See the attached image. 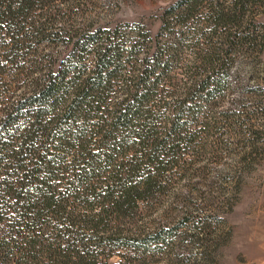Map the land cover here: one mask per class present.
<instances>
[{"label":"trees","instance_id":"trees-1","mask_svg":"<svg viewBox=\"0 0 264 264\" xmlns=\"http://www.w3.org/2000/svg\"><path fill=\"white\" fill-rule=\"evenodd\" d=\"M56 1L62 0H0L1 62L13 64L24 58L28 38L43 44L56 41L60 33L49 27L54 17L49 7ZM200 2L181 0L168 15L185 13L177 23L185 26ZM246 2L233 0L232 8H225L228 12L218 4L212 15L216 28L210 35L217 34L218 26L242 20L237 13L243 14ZM42 12L43 22L30 18ZM100 32L69 35L62 63L43 69L42 62H36L40 77L13 101L0 87V264H97L96 248L98 255L103 254L101 248L107 249L108 259L117 251L159 243L160 231L143 235L133 224L134 214L160 192L159 178L180 167L183 154L197 140L193 128L199 124L198 116L223 94L227 59L235 50L227 39L251 45L257 38L239 31L221 37L225 42L207 47L197 66L184 67L171 102H164L160 84L177 66L180 45L164 48L156 42L135 67L131 59L145 49L146 40L118 42L110 30L99 36ZM260 51L264 53V42ZM122 71L125 76H120ZM118 83L123 98L113 103L109 98ZM158 106L159 117L153 119L151 108ZM86 114L97 118L101 127L96 154L83 146L81 122ZM67 157L75 168L60 178ZM91 164L103 165L99 187L91 185ZM61 180L63 188L58 190ZM96 206V215L81 221L91 234L82 235L74 214L77 208ZM119 256V264L130 262L126 253Z\"/></svg>","mask_w":264,"mask_h":264},{"label":"rangeland","instance_id":"rangeland-1","mask_svg":"<svg viewBox=\"0 0 264 264\" xmlns=\"http://www.w3.org/2000/svg\"><path fill=\"white\" fill-rule=\"evenodd\" d=\"M64 1L49 7L54 14L49 27L60 33L55 42L36 43L28 38L25 57L6 65L1 62L4 51L0 48V87L7 100L13 101L16 95L32 88L33 79L40 77L36 62H42L43 69L50 65L58 67L68 54L66 41L74 33L101 31V36L110 30L118 42L145 39V49L131 59L135 67L154 43L159 42L164 48L179 44L177 66L167 83L160 84L159 97L164 102H171L184 76V67L197 66L207 47L225 42L221 37L238 31L244 36H257L252 46L241 44L234 37L227 39L235 50L227 59L223 94L208 104L205 115L198 116L199 124L193 128L197 140L183 154L180 167L169 169L159 178L160 192L143 202L134 214L133 224L143 235L160 231V242L148 243L140 250L117 251L108 259L107 249L101 248L103 254L98 255L96 248L97 264H119V255L123 253L126 258L131 257L126 264H264V53L260 51L264 42V0H244L247 2L241 7L243 14L237 13L242 20L218 26L213 37L210 34L216 27L212 15L217 5L228 12L225 8L229 9L233 0H201L185 26L177 24L185 13L177 10V17L168 15L170 7L181 0H73L69 4ZM44 17L43 12L30 16L40 22ZM164 23H169L168 28ZM29 32L27 29L25 35ZM190 50H194L193 54ZM125 75V71L120 73ZM122 90L118 83L109 101H120ZM151 109L152 118L157 119L159 106ZM85 117L81 122L83 146L96 154L101 127H97V118L90 114ZM76 152L71 153L74 156ZM74 166L67 157L59 177H66L63 174L70 173ZM90 167L94 170L91 185L99 187L103 165ZM63 181L56 183V189L63 188ZM89 209L77 208L74 214L82 235L91 232L81 221L99 211L97 206ZM89 248L94 250V243Z\"/></svg>","mask_w":264,"mask_h":264}]
</instances>
